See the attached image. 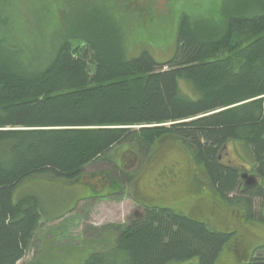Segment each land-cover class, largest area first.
Returning a JSON list of instances; mask_svg holds the SVG:
<instances>
[{
    "label": "trees",
    "instance_id": "trees-1",
    "mask_svg": "<svg viewBox=\"0 0 264 264\" xmlns=\"http://www.w3.org/2000/svg\"><path fill=\"white\" fill-rule=\"evenodd\" d=\"M13 3L0 0V264L25 257L41 217L34 199L14 200L18 186L37 175L79 184L88 165L120 145L147 159L159 154L163 140L178 143L201 188L212 186L229 202L245 201L244 217L255 218L252 198L263 197L264 186L246 185L240 169L220 159L228 143H241L264 181V0L222 21L182 15L175 53L166 62L147 50L129 57L123 31L80 27L43 54L38 42L46 31L40 29L36 62L21 59L11 47L19 39ZM182 83L192 94L183 92ZM125 176L105 184L106 195L132 183L134 173ZM252 188L256 193L245 198H228ZM144 207L116 228L113 248L92 252L82 264H218L230 250L235 232L175 210ZM260 249L243 264H264L256 255Z\"/></svg>",
    "mask_w": 264,
    "mask_h": 264
},
{
    "label": "rangeland",
    "instance_id": "rangeland-1",
    "mask_svg": "<svg viewBox=\"0 0 264 264\" xmlns=\"http://www.w3.org/2000/svg\"><path fill=\"white\" fill-rule=\"evenodd\" d=\"M258 1L261 0H15L10 10L17 18L14 27L19 39L11 47L22 53L21 59L31 57L36 62L34 42L40 29L47 36H40L38 42L43 54L74 34L77 27L84 32L103 28L112 34L123 31L128 36L129 57L147 50L157 61L166 62L175 53L182 15L222 21L225 14L245 10ZM182 89L192 94L186 83H182ZM157 149V156L142 159L133 146L120 145L88 165L79 184L37 175L18 186L14 200L34 199L41 217L25 257L17 264H82L92 252L113 248L118 236L116 228L128 225L130 219L144 212L146 205L182 212L218 231L235 232L228 245L230 250L220 255L218 264H243L252 251L264 247V196L252 198L255 218H246L245 201L229 202L221 199L212 186L200 187L197 171L178 143L165 139ZM220 161L239 168L241 175L255 179L256 184L264 182L255 176L254 160L241 143H228ZM127 172L134 173L132 183L122 186L116 194L106 195L110 186L105 184L116 182L118 177L127 180L122 177ZM104 173L102 179L100 175ZM256 189L247 190L246 195L235 192L228 198H245ZM95 192L104 196L95 197ZM256 255L264 257V250Z\"/></svg>",
    "mask_w": 264,
    "mask_h": 264
},
{
    "label": "water",
    "instance_id": "water-1",
    "mask_svg": "<svg viewBox=\"0 0 264 264\" xmlns=\"http://www.w3.org/2000/svg\"><path fill=\"white\" fill-rule=\"evenodd\" d=\"M243 177V179H245V180H247V183L248 184H255V182H256V180L255 179H249V177L247 176V175H242Z\"/></svg>",
    "mask_w": 264,
    "mask_h": 264
},
{
    "label": "flooded vegetation",
    "instance_id": "flooded-vegetation-1",
    "mask_svg": "<svg viewBox=\"0 0 264 264\" xmlns=\"http://www.w3.org/2000/svg\"><path fill=\"white\" fill-rule=\"evenodd\" d=\"M246 185H248V183H246ZM254 185H255V186H262V187H263V186H264V183H262V184H260V183H257V184H256V183H255V184H250V185H248V186L251 187V186H254Z\"/></svg>",
    "mask_w": 264,
    "mask_h": 264
}]
</instances>
